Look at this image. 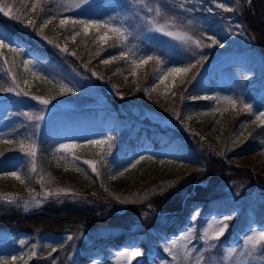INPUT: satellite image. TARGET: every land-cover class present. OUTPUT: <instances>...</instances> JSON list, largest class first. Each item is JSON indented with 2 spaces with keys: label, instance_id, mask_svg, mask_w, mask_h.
Returning a JSON list of instances; mask_svg holds the SVG:
<instances>
[{
  "label": "rangeland",
  "instance_id": "374dc122",
  "mask_svg": "<svg viewBox=\"0 0 264 264\" xmlns=\"http://www.w3.org/2000/svg\"><path fill=\"white\" fill-rule=\"evenodd\" d=\"M235 1L0 0V5H10L13 14L21 17L16 20L0 12V33L8 37L6 43L10 41L8 47L0 48V88L19 85L16 91H0V257L10 261L17 257L12 264H128L120 253L135 249L141 255L132 258L131 264H264L259 249L249 255L244 246L248 235L264 230V130H260L264 124L256 119L264 113L260 101L264 100V56L252 47V40L239 21L240 7ZM238 1L246 7L251 3ZM77 3L80 7L72 6ZM220 4L232 11H225ZM45 19L51 21L47 26L52 25L58 32L65 30V47L60 48V57L54 53L47 56L32 46V26L27 21L38 22L40 28ZM61 19L108 22L126 30L127 38L121 43L117 34L108 32L109 38L101 43L97 36L108 30L89 28L87 35L93 34L90 44L73 45L75 40L71 37L75 32L80 33L75 39L86 36L83 28L71 23L61 26ZM159 25L205 45L211 43L209 37L219 44L198 48L192 41L155 31ZM12 48L19 50L13 52ZM121 52L129 55L111 60ZM147 56L159 58L160 64L150 71L146 68L148 61L133 75L132 60ZM105 59L111 62L102 63ZM24 61L30 63L25 66ZM189 65H196L192 83L222 66L217 70L220 86L210 94L197 96L231 97L237 101L236 108L223 101L218 104L216 100L192 99L196 94H189V90L187 97L176 91L175 87L186 80L193 68L187 73L167 75L163 82L159 79L169 68ZM62 86L71 91L61 92ZM33 97L50 103L43 105ZM241 101L252 105V110L244 111ZM226 106L228 110L224 111ZM217 108L220 110L213 114ZM26 113L33 118L29 119ZM239 113L244 116L235 119ZM137 126L166 134L153 152L139 150L121 157L119 145L127 142ZM252 131L256 133L251 140L258 142L259 147L244 153L242 145ZM109 136L113 137L110 151L107 144L88 143L107 140ZM6 140L12 143H4ZM21 142L25 147L36 145L35 171L32 158L21 151ZM60 144L80 147L67 153L57 152ZM46 150L58 159L55 168L60 167L59 178L42 158ZM210 154L227 163V167L211 174L217 180L213 183L210 178L194 182L201 185L205 197H199L191 188L181 200L179 213L153 206L151 200L157 196L161 202L164 200L161 194L165 186L157 185L165 182L164 177L178 181L189 174V169L203 172L207 165L205 155ZM140 156L151 159L131 167ZM174 159L179 162L178 167H166ZM85 160L95 165V172ZM184 162L189 163L183 166ZM139 166L149 169L152 175L143 178L142 170H138L142 171L141 177L128 175ZM167 168L172 169L168 170L170 174L163 173ZM65 170L80 177L67 179ZM13 171L23 183L8 175ZM245 174L249 180L239 177ZM174 191L176 195L179 185ZM66 208H73L68 211L72 215L78 209L93 210L92 217L83 222L70 220V231L62 234L32 231L18 223L30 215L54 216L56 209ZM12 213L16 214L14 221L10 219ZM225 216L233 218L225 221L228 228L224 234L219 240L205 243L204 230L213 220ZM189 229L193 230L192 236L181 240ZM69 236L73 239L68 240ZM21 240L25 241L23 245ZM173 242L178 245L173 249L175 260L165 251ZM260 247L264 248V243ZM52 248L57 250L52 252ZM33 251L35 256L31 255Z\"/></svg>",
  "mask_w": 264,
  "mask_h": 264
},
{
  "label": "trees",
  "instance_id": "16d2710c",
  "mask_svg": "<svg viewBox=\"0 0 264 264\" xmlns=\"http://www.w3.org/2000/svg\"><path fill=\"white\" fill-rule=\"evenodd\" d=\"M239 16H240V21H242L244 28L246 29L247 33L255 40L257 46L259 47L260 51L264 53V0H251V3L248 7L241 5L239 9ZM64 29H61V31L55 30V28L52 25H48L47 28L43 30L41 33L39 24L38 22L35 23L32 26V31L29 34L30 35V40H32V46L37 48V50L47 56H50V54H55L58 57L61 56L62 50L60 48L65 47V42H64ZM93 37V34L86 35V36H79L75 39L73 45H88L90 44V41L92 40L91 38ZM51 41V43H49ZM84 45V47H85ZM115 45L117 46V43L115 42ZM84 47L82 48L83 50ZM106 46L104 49L105 52H107ZM81 50V49H80ZM109 51V50H108ZM164 60V59H163ZM162 60V64L164 61ZM74 63V62H73ZM75 64V63H74ZM160 63H157L156 59H153L149 61L146 65L147 70H152L154 69L157 65ZM76 65H79L77 63ZM112 67V66H110ZM165 67V66H162ZM196 69L193 68L190 71L189 76H187L186 80L183 81L182 83L178 84L175 87V90L184 95V97H187L188 95V90L189 94L190 92L195 93L196 97L199 95L205 93V94H210L212 90L217 88L215 84H213V81L215 82V79L217 78L218 74L217 71L212 70L209 72V74L202 76L201 78H197L194 83L191 81V76L195 73ZM150 76H147V78ZM190 81V83H189ZM145 83V82H144ZM254 94H256L254 92ZM198 95V96H197ZM262 104L264 102L260 100ZM206 101H203V103ZM200 104L202 102H199ZM114 107L118 109L117 104L114 102L113 103ZM244 116L243 113H239L238 116H235V119L238 118L240 120V117L242 118ZM231 123H234L231 121ZM260 130H264V126L260 127ZM227 131V129H226ZM161 131L146 127V126H137V129L134 131L130 132L129 138L127 139V142L124 143V145H119V154L122 156L127 157V155H131V153H136L139 150L145 151L147 153L153 152L155 150V147H158L160 145V141L162 140V137L166 134L164 131H162V135H160ZM234 133V132H233ZM256 133L255 131L251 132L250 135L245 137V141H247L245 144L242 145L241 149H244V153L246 151L250 152L252 151L253 148L259 147L258 142H254L251 140L253 134ZM122 135V134H121ZM121 135H118V141H120ZM228 138V137H227ZM238 145H240V142L236 145L238 148ZM161 153L162 152H158ZM242 155V154H240ZM239 155V156H240ZM46 159V163L50 166L51 170H54V173L59 178V173H60V167L55 168V165L58 161L57 158L53 157L48 150H46L44 157ZM214 159V160H213ZM213 160V161H212ZM205 161L207 163L206 169L203 170V172L199 171H194L193 169H189V174L186 176L181 177L178 181L176 179H172L171 177H164L163 180L165 182H162L161 184H157L159 186H165L162 189V202L160 201V196H157L156 199H152L151 203H153L158 210H171L179 213V208L181 204V200L185 193H189L191 191V188L197 191V194L199 197H205L206 193H203V188L199 184H195L194 182L197 180H203L205 178H210L211 183L214 181H217L215 176H212L211 174H216L219 172L218 170L224 171L227 166H225L227 163H222L221 160H217L216 158H213L212 155L210 154L209 156L205 155ZM178 161L176 159L171 160L166 167L169 168H175L178 167ZM189 162H184L183 166ZM139 167H136L135 171L132 172L130 171L128 175H131L132 177H141L140 174H142V171L144 172V176L148 177L152 175L151 171L149 172V169H151L152 165H149V169H141ZM143 168V167H142ZM169 168L165 169L163 173L170 174ZM183 168V167H182ZM138 170H142L139 171ZM170 170V171H168ZM161 173V174H163ZM64 176L67 179L74 180V178L80 177L79 174H76L74 172L66 171L64 172ZM64 177V178H65ZM153 177V176H152ZM151 177V178H152ZM239 177H244L245 180H249L250 176H247V174L239 176ZM238 177V178H239ZM81 179V178H80ZM253 179L258 180V177H254ZM252 179V180H253ZM92 183L93 180H91ZM179 185V191L177 192L176 195H174L176 192L174 189ZM196 194V195H197ZM73 208H66L64 211H59L56 209V214L54 216L50 215H30L28 217H24L22 220H19L18 223L24 226L26 229H32V231H41V232H54V233H65V231H70L68 227V223L70 220L72 221H81L83 222V219H87L88 217H92V212L93 210L84 208V209H78L74 210V214L72 215L69 214V210H72ZM62 213H65V215H62ZM90 214V215H89ZM38 218V219H37ZM11 220H16V214L12 213ZM25 220V221H24ZM182 220L181 222H183ZM180 223V222H179Z\"/></svg>",
  "mask_w": 264,
  "mask_h": 264
},
{
  "label": "snow or ice",
  "instance_id": "6c2138e0",
  "mask_svg": "<svg viewBox=\"0 0 264 264\" xmlns=\"http://www.w3.org/2000/svg\"><path fill=\"white\" fill-rule=\"evenodd\" d=\"M83 3H87V0H82ZM73 7H80V4L77 3L75 5H72ZM221 8H224L225 11H232L231 8H225V6L223 4L218 5ZM36 5L33 4L32 8L33 10L35 9ZM151 11V9H150ZM0 12H2L5 16H11L13 19L16 20H20L21 17L19 15H14L13 14V10L12 7L10 5L4 4V5H0ZM157 15H160L159 10H157ZM53 19L55 17H52ZM51 21L49 19H45L43 24L40 26V31L41 33L43 32V28L45 26H47V24H49ZM28 26H33L35 24L34 21L29 20L27 21ZM71 23L73 25H81L84 31V34L87 35L88 34V29L89 28H95L97 30L104 28L107 29L108 31H106L103 35H99L97 36V40L101 43L106 42V40L109 38L108 37V32H112L117 34V37L121 39V43H123V39L127 38V34H126V30L119 28V27H115L110 25L108 22H104V23H100L98 21H94V20H73V19H61L60 20V25L63 26L65 24ZM166 26L165 25H159L157 27H155V31L158 32H163L164 35L172 37L174 39L177 40H183V41H192V43H194L196 45V47H211L213 44H219V41L216 40L214 37H209V39L211 40L210 44H203L201 40H192V37L188 36L187 34H179L173 31H166ZM79 32H75L72 35V39L73 41L75 40V37L77 35H79ZM6 41H8V37L2 33H0V48L3 47H8V44L10 43V41L8 43H6ZM49 43H51V41H49ZM222 46V45H221ZM13 52H17L19 49L17 48H12L10 49ZM64 51H67V49H63ZM100 53L97 52V55H99ZM74 55V53H73ZM129 54L127 52H121L120 55L117 56H113L111 57V60H116V59H124L126 56H128ZM153 59L157 60V63H159V58L157 57H153V56H147L144 58H141L139 60L133 59L132 60V64H133V75H135V69L141 67L142 65H144L145 63H147L148 61H151ZM111 61L108 59H105L102 61V63L104 64H108ZM30 62L29 61H24L25 66H27ZM199 63V61L197 62ZM196 65H189L188 67L185 68H180V67H174V68H169L167 70V73L164 76H161L159 79L161 80V82H163V80L166 78L167 75H171V74H180V73H187L191 68H194ZM33 75H36L35 73H33ZM93 75H95V73H93ZM13 83L15 84V77H13ZM19 85H16V87H9V88H0V91H7V92H12V91H16V88H18ZM71 91V89L66 88V86H62L61 87V92L63 91ZM154 90V89H153ZM23 91V90H21ZM147 91V90H146ZM19 94V93H17ZM24 95H28L27 92L23 93ZM34 99H39L38 97H33ZM192 99H202V100H216L217 103L219 104L221 101H223V103L227 106H231L233 109L236 108V104L237 101L231 97H211V96H203V97H192ZM39 103L43 104V105H47L50 103L49 100L47 99H39ZM241 103L243 104V110L244 111H251L252 110V105L250 104H246L243 103V101H241ZM224 107V111L228 110V107ZM220 109H213V114L216 111H219ZM203 115H208L209 113H202ZM25 115L28 116L29 119H32V115L26 113ZM262 117H264V113H261L259 116L256 117L257 120H260L262 124H264V120H262ZM177 118H179V114H177ZM192 117L189 116L188 119H191ZM36 119H42V117H36ZM113 140L112 136L107 137V140H90L88 141L89 144L91 145H104L107 144L108 145V150L110 151L112 148V144L110 143V141ZM4 143L7 144H11L12 141L11 140H6L4 141ZM76 147H80V145L78 144H60L59 148L56 149L57 152H61L64 151L65 153H67L70 149L76 148ZM21 151L25 152L26 155L30 156L32 158V170L35 171L36 169V162H35V157H36V145L33 144H29L27 145V147H25V144L23 142H21L20 145ZM3 153H0V155H2ZM222 154V153H221ZM143 159H151V157H144V156H140L139 159L135 160V163H131V167H135L137 164L140 163L141 160ZM85 164H88L91 168L92 171H96V167L95 165L88 160L84 161ZM161 163H163V161H161ZM128 169L126 168L125 171H127ZM8 175H11L13 177H15L16 179L20 180L21 183H23L24 181L20 179V176L15 172H10L8 173ZM119 175H124V172H120ZM111 179H116V176H112ZM58 192H63L66 191L64 189H58ZM5 199H8L9 202H12V199L10 197H6ZM25 209L27 210V203L25 204ZM233 217L232 216H225L223 217V219L221 220H213L212 223L208 226V228H206L203 232V239L205 241V243H207L210 240H219V238L224 234L225 230L228 228V224L225 223V221L227 220H231ZM192 229H189L187 231V233L181 237V240H188L191 236H192ZM68 240H72L73 237L69 236L67 238ZM25 241L21 240L20 244H24ZM262 243H264V230H260V231H256L253 232L252 235H248L246 237V239L244 240V246L245 248L248 250V254L251 255L252 253H255L258 251H260L261 255H264V248H261L260 246L262 245ZM177 243L173 242L170 246L165 248V251L169 253V255L173 256V259H177V256L173 253V249L177 248ZM183 247L186 248V245H182ZM36 245H33V248H35ZM57 249L56 248H52L51 251L55 252ZM230 253L233 250H229ZM32 256L36 255V252L33 251L31 253ZM141 255V252L138 250L133 249L132 251H124L120 253V257L124 258L128 261V264H131V259L134 257H138ZM189 255V253L186 251L185 252V256ZM18 258L13 256L11 257V261L4 258V257H0V264H12V261L17 260Z\"/></svg>",
  "mask_w": 264,
  "mask_h": 264
}]
</instances>
